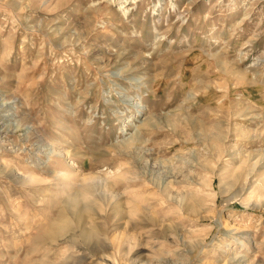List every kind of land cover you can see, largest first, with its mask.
<instances>
[{
  "label": "rangeland",
  "instance_id": "rangeland-1",
  "mask_svg": "<svg viewBox=\"0 0 264 264\" xmlns=\"http://www.w3.org/2000/svg\"><path fill=\"white\" fill-rule=\"evenodd\" d=\"M0 264H264V0H0Z\"/></svg>",
  "mask_w": 264,
  "mask_h": 264
},
{
  "label": "bare ground",
  "instance_id": "bare-ground-1",
  "mask_svg": "<svg viewBox=\"0 0 264 264\" xmlns=\"http://www.w3.org/2000/svg\"><path fill=\"white\" fill-rule=\"evenodd\" d=\"M127 13V12H126Z\"/></svg>",
  "mask_w": 264,
  "mask_h": 264
}]
</instances>
